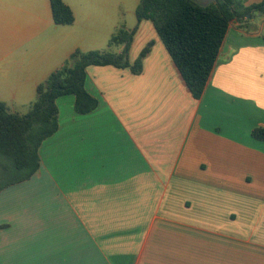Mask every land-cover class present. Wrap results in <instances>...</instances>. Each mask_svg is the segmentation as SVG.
I'll return each mask as SVG.
<instances>
[{"label":"crops","instance_id":"obj_1","mask_svg":"<svg viewBox=\"0 0 264 264\" xmlns=\"http://www.w3.org/2000/svg\"><path fill=\"white\" fill-rule=\"evenodd\" d=\"M0 0V101L26 114L76 50L135 30L139 74L89 66L87 114L57 100L59 129L31 179L0 191V264H264V18L234 23L201 99L191 94L141 0ZM263 0H246L247 5Z\"/></svg>","mask_w":264,"mask_h":264},{"label":"trees","instance_id":"obj_2","mask_svg":"<svg viewBox=\"0 0 264 264\" xmlns=\"http://www.w3.org/2000/svg\"><path fill=\"white\" fill-rule=\"evenodd\" d=\"M50 2L57 25L74 23V13L63 0ZM136 16L139 21L146 19L154 24L191 94L201 99L230 27L237 23L240 29L250 31L253 19L264 18V0L252 5H247L246 0H217L209 5L197 0H141ZM134 35L135 30L120 28L111 36L109 48L123 46L120 53L111 49L76 50L62 67L38 86L37 97L26 114L12 113L0 101V173L15 174L0 186V191L27 181L39 172L40 147L59 129L57 100L60 97L74 95L75 110L79 114L90 113L98 107V99L85 85L89 66L112 65L130 68L135 74L142 72L143 60L153 43H149L131 64L129 53ZM252 135L264 140V128L254 129Z\"/></svg>","mask_w":264,"mask_h":264},{"label":"rangeland","instance_id":"obj_3","mask_svg":"<svg viewBox=\"0 0 264 264\" xmlns=\"http://www.w3.org/2000/svg\"><path fill=\"white\" fill-rule=\"evenodd\" d=\"M15 176L14 173H0V186Z\"/></svg>","mask_w":264,"mask_h":264},{"label":"water","instance_id":"obj_4","mask_svg":"<svg viewBox=\"0 0 264 264\" xmlns=\"http://www.w3.org/2000/svg\"><path fill=\"white\" fill-rule=\"evenodd\" d=\"M202 5H209L212 2H216L217 0H197Z\"/></svg>","mask_w":264,"mask_h":264}]
</instances>
